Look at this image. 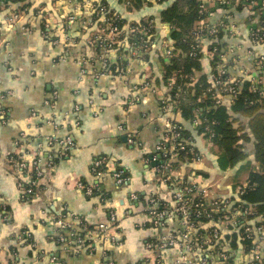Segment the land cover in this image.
<instances>
[{"label":"crops","instance_id":"1","mask_svg":"<svg viewBox=\"0 0 264 264\" xmlns=\"http://www.w3.org/2000/svg\"><path fill=\"white\" fill-rule=\"evenodd\" d=\"M122 1L105 0L104 5L123 15L128 25L153 18L155 37L143 61L124 49L128 67L121 78L96 76L101 71L98 63L102 54L86 41L96 36L101 20L90 25L92 17L86 7L74 10L78 3L72 0H24L13 7H0V111L5 112L0 122V264H195L200 256L208 264H223L218 258L220 252L227 255L230 264H249L252 253L239 244L232 248L231 238L227 239L239 230L233 224H223L219 229L221 251L196 248L186 255L185 263L180 262L177 247L161 251L146 248L147 243H156L180 229L178 220L166 215L174 188L154 173L148 158L170 121L189 129L193 146L202 157L182 165L179 177L186 175L188 182L197 185L196 193H204L207 200H234L248 172L242 182L230 177L246 162L250 168L255 163L252 143H248L245 161L232 169H220L217 149L210 141L199 136L190 121L182 120L172 104L163 110L161 102L169 101L172 88L169 82L164 85L160 81L158 61L165 55L168 44L163 42L170 33L160 22L165 5L151 3L137 12H126ZM14 13L20 16L16 22L9 20ZM68 14L77 20L70 28L66 24ZM247 18L244 10L227 16L215 11L210 17L212 25L223 22L240 28L239 37L223 31L219 41L224 56L221 65L233 78L243 77L245 71L254 75L250 56L264 53V48L249 40L244 27ZM206 42L202 71L209 81L212 67ZM123 46L127 48V44ZM116 55H108L112 71L119 68ZM84 59L86 62L81 63ZM223 103L229 105V100ZM67 137L74 147L64 156L59 155L61 147L46 146L48 140ZM10 158L29 166L33 160H41L43 176L37 182L38 194L21 198L16 187L19 170ZM103 158L124 171V183L115 182L111 166L101 176L91 173L92 163ZM78 182L93 188L92 195H85ZM131 194L136 195L135 201L129 200ZM150 198L156 199L157 205L152 207ZM152 210L164 212L156 225L149 214ZM110 212L115 216L113 233L120 245L97 240L91 250L72 252L57 242L59 216H78L86 225L96 226L108 225ZM208 226L199 228L207 231ZM260 237L264 264V228Z\"/></svg>","mask_w":264,"mask_h":264},{"label":"built area","instance_id":"2","mask_svg":"<svg viewBox=\"0 0 264 264\" xmlns=\"http://www.w3.org/2000/svg\"><path fill=\"white\" fill-rule=\"evenodd\" d=\"M1 1V0H0ZM72 3L77 2L78 4L74 6V10L86 7L90 12L92 21L89 22L91 25L93 21L100 18V24L97 26V34L93 36L92 39H88L86 44L90 47L96 48L101 52L102 57L99 59V66L101 67L96 76H111L114 78H121L126 74V67H128V62L125 56H120L118 59L120 61V66L117 71H112L110 69V62L108 55L113 51V46L119 44L121 41V35L128 33V38L131 41L127 44V48L131 55L137 57L138 59H144L145 55L153 47L154 41H145L149 37L150 31L154 29V21L146 20L144 25L133 24L128 25L127 23L123 26H119L117 21L122 20L123 15H118L115 13L114 18L106 16L109 13V8L98 0H72ZM145 1V0H143ZM156 2H163L166 0H155ZM197 1V13L198 21L196 32L194 33L196 39L192 46V49H201L202 40H198L197 37L204 33L203 37L214 38L219 32L225 31L228 35L233 37L240 36V28L235 24L219 23L217 25H212L210 23V17L215 11H221L225 16L229 15L233 11L244 10L248 13V18L246 20V26H244L249 35V40L254 46H259L264 48V0H196ZM131 3L126 1L124 3V9L129 12L127 7ZM10 21H18L20 16L17 13L11 14L9 17ZM77 22L74 14H68L66 17V24L68 28L72 27ZM128 25V26H127ZM126 29L128 32H126ZM165 54L169 53L166 49ZM216 48H213L209 53L210 61L213 59V55L216 52ZM221 50H219V58L223 59ZM251 63L253 65V71H260L262 63L264 62V53H254L251 54ZM86 59L82 60L81 63H85ZM213 62V61H212ZM244 78L250 81L249 90L252 93H259V95H264L263 81L261 77H256L255 74L251 75L250 71L244 72ZM210 88L206 90L205 93L210 92L212 94V99L214 104L221 105L224 104V99H228L229 103L237 97L239 94V79L233 78L227 74V71L222 67L221 64L212 65L211 72L209 74ZM170 85H172L170 83ZM148 87L145 83L144 88ZM183 94L185 92L183 91ZM164 111L170 108L169 101L165 100L161 102ZM5 118V112L0 111V122L2 123ZM191 126L197 128L200 126V121L198 115L191 121ZM206 129V128H204ZM21 135L20 138H23ZM211 137V135H210ZM190 139L183 138L178 127L171 124H167L161 142L156 146L153 157L150 162L156 161L161 157L166 158L168 150H182L184 146L191 144ZM193 144V143H192ZM46 146L48 148L57 146L61 147L60 156L66 155V153L74 147L71 138L67 137L65 139H51L46 141ZM169 146V149H168ZM10 163L13 164L18 170L19 174L17 176L16 187L22 199H28L38 194L39 188L37 186L38 180L43 176V170L41 168V160L35 159L32 161L31 165H27L24 162H17L15 159L10 158ZM47 166L51 165L49 161ZM107 166H111L112 170L111 176L117 184L124 183L127 178L124 171L120 167H115L108 163L106 159L95 160L90 168V171L95 176H101L104 174ZM154 173L161 175L162 180L165 183H169L174 187L172 193V205L168 207L166 215L171 218H176L179 222L180 229L174 234H170L167 237L158 239L156 243H147L146 248L151 250L155 249L157 251L165 250L168 248L177 247L180 251V262H187L186 255L192 253L196 248H204L206 245H212L214 242H218L221 238L220 227L224 225L233 224L237 227L246 221L247 216L251 214L249 208H238L234 210L232 208V203L228 200H207L204 193H196L197 185L193 182L187 184H181L179 174L177 170L171 169L165 162L153 166ZM28 180V182H24ZM77 187L84 191L85 195L91 196L93 193V188L85 186L78 182ZM137 199L136 195H129L130 201H135ZM150 205H157L156 199L149 200ZM153 207V206H152ZM164 207V206H163ZM166 208V207H164ZM154 209V208H153ZM152 218L153 224H158V221L163 218L164 212L158 213L155 210L149 212ZM215 214H220L218 220L215 221L212 217ZM206 219V222L199 223L198 220ZM110 223L100 224L96 226H88L84 223L82 218L73 215H62L56 219V226L58 233L57 242L61 245L67 246L70 251H76L84 248L88 250L93 249L92 245L97 240L109 241L112 244L120 245V242L115 237L113 233V224L115 222V216L113 213H109ZM209 224L208 230L204 231L202 235H197V230L200 225ZM262 229L260 227H245L243 230L244 237L249 239H254L257 241L256 245L251 250L252 262L249 264H261V251L258 246V240H261ZM209 247V246H208ZM220 261L225 264L227 262V255L224 252L218 254ZM158 261V259L156 260ZM159 263V262H158ZM198 264H208L207 259L200 256L197 260ZM195 263V264H196ZM111 264V263H106Z\"/></svg>","mask_w":264,"mask_h":264},{"label":"trees","instance_id":"3","mask_svg":"<svg viewBox=\"0 0 264 264\" xmlns=\"http://www.w3.org/2000/svg\"><path fill=\"white\" fill-rule=\"evenodd\" d=\"M23 1L1 0L0 7H13ZM123 1L131 3L127 9L132 12H137L144 8V5L151 3L165 5L160 12V22L166 24L170 30L168 38L163 42L168 44L166 49L169 50V53L165 54L164 57H158L160 81L164 85L168 82L172 84L168 94L169 103H173L174 111L179 114L182 120L189 122L198 115L200 126L196 128V132L199 136L210 141L219 151L217 163L220 169H232L245 161L247 158L245 145L252 143L255 165L252 168L249 167L245 185L240 186L237 197L231 201L234 210L237 207H246L251 210V214L247 216L246 221L240 227H237L239 229L237 233L227 235V239L231 238L232 248L239 244L243 246L246 252H251L257 241L255 236L254 239L244 237L243 230L247 226L264 228V95L252 93L249 90L250 81L244 77L236 78L240 80L238 85L240 88L239 94L229 105L214 104L210 92L203 95L211 84L207 75L202 71V60L204 58L202 48L192 49L194 42H196L194 33L196 32V23L198 21L196 0H166L163 2H156L155 0ZM97 2L105 4V0ZM113 15H115V12L109 10L106 16L114 18ZM148 19L153 20L151 17ZM116 21L119 26L126 24L124 19H116ZM145 23L146 21L143 20L138 24L144 25ZM133 24L136 25V23ZM204 35V33H201L197 37L198 40H202V46L204 40H206V43H209L206 48L208 52L213 48L217 49L213 59L210 61L211 67L215 64H222L223 60L219 58V50L221 48L219 41L222 38V32H219L214 38L203 37ZM154 37L155 30L152 29L148 38L144 36V40L151 41ZM120 39V43L115 44L113 51L110 53L111 58L112 55L117 54L115 63L117 67L120 66L118 57L125 56L126 52L124 49H128L123 45L131 41L128 35L125 34H122ZM261 66L264 67V62ZM110 67L114 66L111 65ZM225 70L227 71V69ZM227 74L230 75L228 71ZM254 74L256 77L262 78L264 87V68L260 71H255ZM183 91L185 94H183ZM169 124L178 127L183 138L193 141V136L189 129H185L176 121H170ZM192 143L184 146L182 150H168L166 158L161 157L153 162H150L154 155L151 154L148 156L149 163L151 166H156L165 162L171 169L178 171L184 164L198 162L202 157ZM197 172L198 170H196ZM180 181L184 185L190 183L187 181L186 175L181 177ZM166 186L172 188L169 183H166ZM219 216L220 214H215L212 219L217 221ZM255 219L257 222L253 226L251 221ZM198 222H206V219L200 218ZM204 231L199 228L197 235H202ZM233 240H237V244ZM220 242H214L212 245H206V247L209 246L214 251H221ZM226 264H230V259H228Z\"/></svg>","mask_w":264,"mask_h":264},{"label":"rangeland","instance_id":"4","mask_svg":"<svg viewBox=\"0 0 264 264\" xmlns=\"http://www.w3.org/2000/svg\"><path fill=\"white\" fill-rule=\"evenodd\" d=\"M216 150V149H215ZM217 152V156L219 155V151L218 150H216ZM250 166H248V163L246 162L243 166H241V168H239L238 170H237V172H235V174L232 176V177H230L231 178V180L232 181H236V180H238V181H240V182H242L243 180H242V178H243V175H244V173H247L248 172V168H249Z\"/></svg>","mask_w":264,"mask_h":264}]
</instances>
